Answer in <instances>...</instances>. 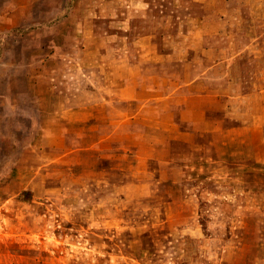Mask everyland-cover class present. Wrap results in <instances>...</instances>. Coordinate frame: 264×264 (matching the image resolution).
<instances>
[{
	"label": "rangeland",
	"instance_id": "obj_1",
	"mask_svg": "<svg viewBox=\"0 0 264 264\" xmlns=\"http://www.w3.org/2000/svg\"><path fill=\"white\" fill-rule=\"evenodd\" d=\"M0 264H264V0H0Z\"/></svg>",
	"mask_w": 264,
	"mask_h": 264
},
{
	"label": "crops",
	"instance_id": "obj_2",
	"mask_svg": "<svg viewBox=\"0 0 264 264\" xmlns=\"http://www.w3.org/2000/svg\"><path fill=\"white\" fill-rule=\"evenodd\" d=\"M223 72L224 73H227V72H229V70H228V67H230L232 64H230V62L227 64V60H223ZM225 69V70H224ZM131 73H135V72H131ZM231 73H232V70H231ZM132 77V76H131ZM201 77V76H200ZM132 79H134V77L133 78H130V80H132ZM133 82H134V80H132ZM206 83L208 82V81H205ZM132 84H134V83H132ZM198 86L200 87V85L198 84ZM193 94H192V96H194V97H190V98H187V99H185L184 101H186L185 103L184 102H180L179 103V105H181V106H185V107H194V108H198V105H197V97H198V99H199V101L201 102V100H200V96H199V94H202L204 91H201V89L200 90H193ZM206 94V93H205ZM205 97L206 98H208V99H212V100H210V104L212 105V107H214L213 106V104H214V100H213V95H205ZM194 102V103H193ZM205 102H207V101H205ZM204 101H203V103H202V105L205 103ZM78 123L79 124H76V126L75 127H77V128H79V129H82V125H83V127L85 128L86 127V124H84V123H82V122H79V120H78ZM170 125V124H169ZM54 137V136H53ZM168 137H170L169 135H168ZM170 139V138H169Z\"/></svg>",
	"mask_w": 264,
	"mask_h": 264
}]
</instances>
